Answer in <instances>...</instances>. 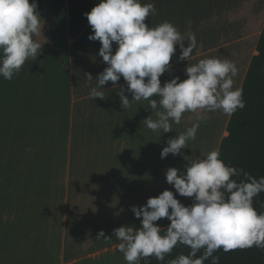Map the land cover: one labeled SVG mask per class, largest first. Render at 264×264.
<instances>
[{"label": "crops", "instance_id": "crops-1", "mask_svg": "<svg viewBox=\"0 0 264 264\" xmlns=\"http://www.w3.org/2000/svg\"><path fill=\"white\" fill-rule=\"evenodd\" d=\"M142 3L155 6L145 21L150 27L168 21L197 38L189 62L177 59L176 45L162 86L177 76L187 79L188 63L217 57L236 64L233 88L242 87L257 54L264 0ZM37 11L43 28L33 38L42 50L11 80L0 76V264H128L114 229L139 228L142 218L132 206L165 190L167 168L184 170L185 157L218 150L231 115L207 112L183 155L162 159L168 139L185 132L204 110L185 112L179 124L170 120L172 131L164 133L143 124L150 115L157 119L147 100L121 107L123 77L115 87L109 81L99 89L104 99L91 98L97 75L107 67L99 56L101 43L88 38L91 26L70 36L68 0H38ZM116 47L114 42L113 52ZM125 95L131 101L132 94ZM169 190L181 203H192ZM156 223L165 228L170 221ZM101 231L105 236L98 237Z\"/></svg>", "mask_w": 264, "mask_h": 264}, {"label": "clouds", "instance_id": "clouds-1", "mask_svg": "<svg viewBox=\"0 0 264 264\" xmlns=\"http://www.w3.org/2000/svg\"><path fill=\"white\" fill-rule=\"evenodd\" d=\"M37 9L38 0H0V76L6 80H11L29 58L36 59L42 50L33 38L43 28ZM155 12L154 4L142 0H99L84 15L93 30L88 38L101 43L99 56L107 64L96 77L91 98L104 99L99 89L109 81L115 87L123 77L127 88L121 86L118 93L121 107L125 110L133 102L147 100L157 119L150 115L143 124L164 133L172 131L170 120L179 124L185 112L204 110L185 132L168 139L161 151L163 159L170 153L183 155L182 149L187 148L189 140H195L207 112L222 110L231 115L243 109L245 101L243 89L233 88L238 68L229 59L210 57L188 63L187 79L177 76L162 86L160 77L170 70L176 45L181 49L177 59L189 62L197 38L191 31L181 34L168 21L150 27L145 21ZM114 42L117 47L113 52ZM86 76V80L93 79L91 73ZM126 91L132 94L131 101ZM192 157H185L188 163L184 170L169 167L165 173L176 193L192 198L190 205L181 203L172 190L165 189L148 198L146 204L132 206L136 218H142L139 228L114 229L113 236L120 241L118 250L128 264L150 257L164 262L166 254L178 244L190 251L180 253L167 264H204L209 258L211 264H219V256L214 255L218 250L264 248V212H258L253 205L254 198L264 192V176L257 178L226 164L219 150ZM162 218L170 221L166 228L156 223ZM100 236L105 233L101 231ZM202 249V254L197 255Z\"/></svg>", "mask_w": 264, "mask_h": 264}, {"label": "trees", "instance_id": "trees-1", "mask_svg": "<svg viewBox=\"0 0 264 264\" xmlns=\"http://www.w3.org/2000/svg\"><path fill=\"white\" fill-rule=\"evenodd\" d=\"M32 2V0H30ZM99 0H68L69 33L77 38L89 25L84 15ZM257 54L250 62L241 89L245 107L231 114L228 134L223 137L220 146V158L228 165L251 173L257 178L264 176V26L257 43ZM241 179V177H233ZM258 212H264V192L253 200ZM166 228V227H165ZM187 246L178 244L171 253L166 254L164 262L154 257L140 259V264H167L180 253L188 254ZM203 249L197 255L202 254ZM219 256V264H264V248H237L229 252L222 249L214 253ZM204 264H211V258Z\"/></svg>", "mask_w": 264, "mask_h": 264}, {"label": "rangeland", "instance_id": "rangeland-1", "mask_svg": "<svg viewBox=\"0 0 264 264\" xmlns=\"http://www.w3.org/2000/svg\"><path fill=\"white\" fill-rule=\"evenodd\" d=\"M172 187H173V186L170 185V184H168V183H167V180H166L165 189H171Z\"/></svg>", "mask_w": 264, "mask_h": 264}]
</instances>
